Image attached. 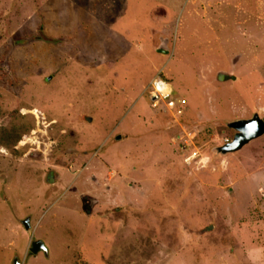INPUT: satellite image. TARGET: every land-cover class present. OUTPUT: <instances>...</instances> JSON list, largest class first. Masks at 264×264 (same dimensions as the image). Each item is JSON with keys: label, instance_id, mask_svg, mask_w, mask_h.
Masks as SVG:
<instances>
[{"label": "rangeland", "instance_id": "rangeland-1", "mask_svg": "<svg viewBox=\"0 0 264 264\" xmlns=\"http://www.w3.org/2000/svg\"><path fill=\"white\" fill-rule=\"evenodd\" d=\"M254 112L264 0H0V264H264Z\"/></svg>", "mask_w": 264, "mask_h": 264}, {"label": "water", "instance_id": "water-1", "mask_svg": "<svg viewBox=\"0 0 264 264\" xmlns=\"http://www.w3.org/2000/svg\"><path fill=\"white\" fill-rule=\"evenodd\" d=\"M160 46L157 48L159 52L168 53V48ZM226 125L235 130V133L231 140L213 147L215 153L221 156L240 150L251 140L264 134V120L257 112H254L252 116L248 118H236L227 121ZM117 138H120V135H118ZM23 224L28 229V218L23 220ZM40 250H43L46 255L48 254L45 244L40 239H33L31 241L30 251L36 253ZM16 264L19 263L16 262Z\"/></svg>", "mask_w": 264, "mask_h": 264}, {"label": "built area", "instance_id": "built-area-1", "mask_svg": "<svg viewBox=\"0 0 264 264\" xmlns=\"http://www.w3.org/2000/svg\"><path fill=\"white\" fill-rule=\"evenodd\" d=\"M148 96L151 106L171 113L184 114L187 100L176 95L172 84L158 71L148 83ZM226 141H228L226 139Z\"/></svg>", "mask_w": 264, "mask_h": 264}, {"label": "crops", "instance_id": "crops-1", "mask_svg": "<svg viewBox=\"0 0 264 264\" xmlns=\"http://www.w3.org/2000/svg\"><path fill=\"white\" fill-rule=\"evenodd\" d=\"M158 71H162V70H158ZM155 74H156V73H155ZM152 77H153V76H152ZM150 80H151V79H150ZM150 80H149V81H150ZM148 83H149V82H148ZM147 85H148V84H147ZM262 119H263V118H262ZM263 120H264V119H263ZM261 136H263V135H261ZM261 136H259V137H261ZM259 137H257V138H259ZM255 139H256V138H255ZM253 140H254V139H253ZM251 141H252V140H251ZM251 141H250V142H251ZM247 144H248V143H247ZM247 144H246V145H247ZM244 146H245V145H244ZM244 146H243V147H244ZM243 147H242V148H243Z\"/></svg>", "mask_w": 264, "mask_h": 264}, {"label": "flooded vegetation", "instance_id": "flooded-vegetation-1", "mask_svg": "<svg viewBox=\"0 0 264 264\" xmlns=\"http://www.w3.org/2000/svg\"><path fill=\"white\" fill-rule=\"evenodd\" d=\"M232 129V128H231ZM234 133H235V130H234ZM231 140V139H230ZM229 141V140H228Z\"/></svg>", "mask_w": 264, "mask_h": 264}, {"label": "trees", "instance_id": "trees-1", "mask_svg": "<svg viewBox=\"0 0 264 264\" xmlns=\"http://www.w3.org/2000/svg\"><path fill=\"white\" fill-rule=\"evenodd\" d=\"M161 74H162V76H164L163 73H161ZM164 78H165V77H164Z\"/></svg>", "mask_w": 264, "mask_h": 264}]
</instances>
